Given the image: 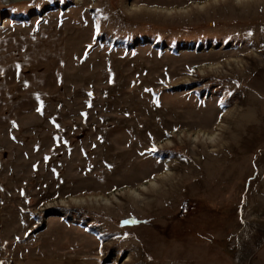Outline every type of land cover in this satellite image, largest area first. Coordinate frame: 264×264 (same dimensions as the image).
<instances>
[{
  "label": "rangeland",
  "instance_id": "1",
  "mask_svg": "<svg viewBox=\"0 0 264 264\" xmlns=\"http://www.w3.org/2000/svg\"><path fill=\"white\" fill-rule=\"evenodd\" d=\"M0 180V264H264V0H0Z\"/></svg>",
  "mask_w": 264,
  "mask_h": 264
},
{
  "label": "bare ground",
  "instance_id": "2",
  "mask_svg": "<svg viewBox=\"0 0 264 264\" xmlns=\"http://www.w3.org/2000/svg\"><path fill=\"white\" fill-rule=\"evenodd\" d=\"M15 1H17L18 2V0H15ZM239 2V1H238ZM251 72V71H250ZM163 178H164V176L162 177V179L161 180H163ZM166 178H168V177H166ZM161 182H164V181H161ZM151 186H154V188L153 189H156V191H158V190H160V188L158 187V186H155V183H151ZM141 190H146L147 191V188L145 187V186H142L141 188H140ZM135 194H137V195H139L137 192H134ZM91 198V197H90ZM98 198H100V197H98ZM98 198H96V200H100V199H98ZM102 199V203L101 204H105V205H110V202H109V200L108 199H105V198H101ZM130 199H132V202L134 201L135 203H140V198L138 197H134V196H132ZM101 201V200H100ZM75 203H79V204H85L84 202H79V201H75Z\"/></svg>",
  "mask_w": 264,
  "mask_h": 264
},
{
  "label": "snow or ice",
  "instance_id": "3",
  "mask_svg": "<svg viewBox=\"0 0 264 264\" xmlns=\"http://www.w3.org/2000/svg\"><path fill=\"white\" fill-rule=\"evenodd\" d=\"M96 34L98 36L100 35V26H99V24H97V26H96ZM89 47H91V45H89ZM190 71H191V69H190ZM220 106L224 107L223 101H221V105ZM42 108H43V102L41 101L40 102V107L37 108V111L40 112L41 114H43ZM84 115H86V114H84ZM57 127H59V125H57ZM13 139H15V137H13ZM155 151H157V149H155V147H153L152 148V152H155ZM109 167H111V166H109ZM165 170H167V169H165ZM125 223H129V221H125Z\"/></svg>",
  "mask_w": 264,
  "mask_h": 264
},
{
  "label": "crops",
  "instance_id": "4",
  "mask_svg": "<svg viewBox=\"0 0 264 264\" xmlns=\"http://www.w3.org/2000/svg\"><path fill=\"white\" fill-rule=\"evenodd\" d=\"M2 200H3V185H2V182L0 180V206L2 205ZM15 264H18V262H15ZM22 264H24V263H22ZM26 264H31V262L26 263ZM37 264H43V263L42 262H39ZM54 264H57V263H54Z\"/></svg>",
  "mask_w": 264,
  "mask_h": 264
},
{
  "label": "built area",
  "instance_id": "5",
  "mask_svg": "<svg viewBox=\"0 0 264 264\" xmlns=\"http://www.w3.org/2000/svg\"><path fill=\"white\" fill-rule=\"evenodd\" d=\"M13 2V0H5V3H7V5H9V2Z\"/></svg>",
  "mask_w": 264,
  "mask_h": 264
},
{
  "label": "water",
  "instance_id": "6",
  "mask_svg": "<svg viewBox=\"0 0 264 264\" xmlns=\"http://www.w3.org/2000/svg\"><path fill=\"white\" fill-rule=\"evenodd\" d=\"M13 1H15V0H13ZM18 1H21V0H18Z\"/></svg>",
  "mask_w": 264,
  "mask_h": 264
}]
</instances>
